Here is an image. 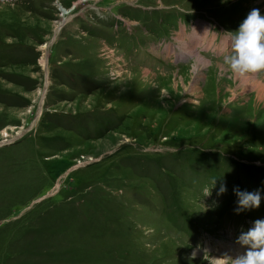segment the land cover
<instances>
[{
	"label": "rangeland",
	"instance_id": "obj_1",
	"mask_svg": "<svg viewBox=\"0 0 264 264\" xmlns=\"http://www.w3.org/2000/svg\"><path fill=\"white\" fill-rule=\"evenodd\" d=\"M252 8L0 0V264H231L248 247L264 198L235 213L232 189L264 193V70L223 57Z\"/></svg>",
	"mask_w": 264,
	"mask_h": 264
},
{
	"label": "clouds",
	"instance_id": "obj_2",
	"mask_svg": "<svg viewBox=\"0 0 264 264\" xmlns=\"http://www.w3.org/2000/svg\"><path fill=\"white\" fill-rule=\"evenodd\" d=\"M230 48V54L223 57V64L236 75L244 76L264 70V14L258 8L248 11L237 29L232 32ZM209 190L210 188L205 194L209 193ZM226 191V184L221 182L216 194L219 196ZM232 191L237 197L236 207L233 209L235 213L258 207L264 198L260 189L247 191L233 186ZM237 240L248 247L235 257H230L231 264H264V218L254 220L252 227L242 231Z\"/></svg>",
	"mask_w": 264,
	"mask_h": 264
},
{
	"label": "bare ground",
	"instance_id": "obj_3",
	"mask_svg": "<svg viewBox=\"0 0 264 264\" xmlns=\"http://www.w3.org/2000/svg\"><path fill=\"white\" fill-rule=\"evenodd\" d=\"M196 29V28H195ZM198 29V28H197ZM199 31V30H198ZM196 33V32H195ZM196 67H197V65H196ZM241 77H243V76H241ZM235 80H238L239 82H242V79H237V78H235ZM247 81V80H246ZM238 82V83H239ZM243 82H244V80H243ZM248 82V81H247ZM245 83V82H244ZM250 85V84H249ZM252 85V84H251ZM252 88V87H251ZM243 89H245V88H243ZM261 90L262 89H264L263 87H261L260 88ZM257 92V91H256ZM260 93H259V100L261 101H264V92H262V91H259ZM213 264H225L224 263V261L223 260H221L220 258H218L217 260H215V261H213Z\"/></svg>",
	"mask_w": 264,
	"mask_h": 264
}]
</instances>
